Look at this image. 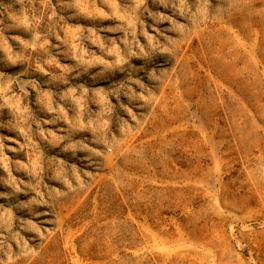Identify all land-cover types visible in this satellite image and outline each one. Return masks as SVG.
Instances as JSON below:
<instances>
[{
    "label": "rangeland",
    "instance_id": "1",
    "mask_svg": "<svg viewBox=\"0 0 264 264\" xmlns=\"http://www.w3.org/2000/svg\"><path fill=\"white\" fill-rule=\"evenodd\" d=\"M264 264V0H0V264Z\"/></svg>",
    "mask_w": 264,
    "mask_h": 264
},
{
    "label": "trees",
    "instance_id": "2",
    "mask_svg": "<svg viewBox=\"0 0 264 264\" xmlns=\"http://www.w3.org/2000/svg\"><path fill=\"white\" fill-rule=\"evenodd\" d=\"M134 262H135V260L134 259H131V260L126 261L125 264H132ZM155 263H156V261L153 260V259H150V258L149 259L142 260L140 262V264H155Z\"/></svg>",
    "mask_w": 264,
    "mask_h": 264
}]
</instances>
